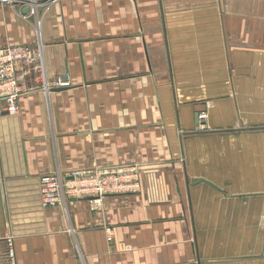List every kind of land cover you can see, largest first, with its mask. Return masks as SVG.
<instances>
[{
  "label": "crops",
  "instance_id": "1",
  "mask_svg": "<svg viewBox=\"0 0 264 264\" xmlns=\"http://www.w3.org/2000/svg\"><path fill=\"white\" fill-rule=\"evenodd\" d=\"M1 1L0 49L38 58L0 117V264H264V0ZM120 168L139 192L43 207V177Z\"/></svg>",
  "mask_w": 264,
  "mask_h": 264
},
{
  "label": "built area",
  "instance_id": "2",
  "mask_svg": "<svg viewBox=\"0 0 264 264\" xmlns=\"http://www.w3.org/2000/svg\"><path fill=\"white\" fill-rule=\"evenodd\" d=\"M4 5H14L18 0H2ZM29 8V17L38 16V0L23 1ZM56 0H47L45 14ZM28 18V17H26ZM40 22H38V26ZM38 55L30 48L0 49V117L15 116L19 113V102L25 87L20 83L18 68L32 62ZM38 70L43 72V65ZM45 90L60 89L70 86L68 77L49 84L44 78ZM206 113L199 115L200 130H207ZM139 171L136 168L116 169L106 172H94L88 175H77L67 180L61 176H47L41 179V199L44 208L52 209L67 203L71 199H89L90 204L99 205L107 196L134 194L140 191ZM108 243L114 242L112 231H107ZM10 257L15 258L14 252Z\"/></svg>",
  "mask_w": 264,
  "mask_h": 264
},
{
  "label": "water",
  "instance_id": "3",
  "mask_svg": "<svg viewBox=\"0 0 264 264\" xmlns=\"http://www.w3.org/2000/svg\"><path fill=\"white\" fill-rule=\"evenodd\" d=\"M202 182H207V181H205V180H201V181H199V183H202ZM71 200H73V201H78L79 199H71ZM86 200H89V199H86Z\"/></svg>",
  "mask_w": 264,
  "mask_h": 264
}]
</instances>
